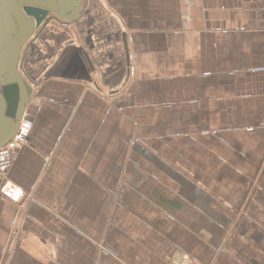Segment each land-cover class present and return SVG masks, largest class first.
<instances>
[{
  "label": "crops",
  "instance_id": "crops-1",
  "mask_svg": "<svg viewBox=\"0 0 264 264\" xmlns=\"http://www.w3.org/2000/svg\"><path fill=\"white\" fill-rule=\"evenodd\" d=\"M81 9L22 51L0 264H264V0Z\"/></svg>",
  "mask_w": 264,
  "mask_h": 264
},
{
  "label": "water",
  "instance_id": "water-1",
  "mask_svg": "<svg viewBox=\"0 0 264 264\" xmlns=\"http://www.w3.org/2000/svg\"><path fill=\"white\" fill-rule=\"evenodd\" d=\"M81 7L82 0H3L0 3V32L9 30L11 36L8 49L2 54L0 50V148L15 137L30 102L29 82L21 74L20 63L25 45L52 22L66 23L81 18ZM8 57L13 63L11 67L4 63Z\"/></svg>",
  "mask_w": 264,
  "mask_h": 264
},
{
  "label": "built area",
  "instance_id": "built-area-1",
  "mask_svg": "<svg viewBox=\"0 0 264 264\" xmlns=\"http://www.w3.org/2000/svg\"><path fill=\"white\" fill-rule=\"evenodd\" d=\"M32 129L33 122L24 117L15 137L7 146L0 148V180L4 181L1 192L14 203H21L26 198V195L22 189L7 181L8 173L18 151L23 145L28 143Z\"/></svg>",
  "mask_w": 264,
  "mask_h": 264
},
{
  "label": "flooded vegetation",
  "instance_id": "flooded-vegetation-1",
  "mask_svg": "<svg viewBox=\"0 0 264 264\" xmlns=\"http://www.w3.org/2000/svg\"><path fill=\"white\" fill-rule=\"evenodd\" d=\"M8 31L9 30H7V31H5V30H3L2 32H0V43H2L3 45H2V47L0 48V50H2L1 51V54L3 53V52H5L7 49H8V47H9V40H11V36H10V34L8 33ZM0 54V55H1ZM11 57V56H10ZM10 57H8L5 61H4V63L7 65V66H9V67H11L12 66V62H11V59L9 60V58ZM20 63H22V57H21V60H20ZM21 74H22V76H23V73L21 72ZM23 78H24V76H23ZM25 79V78H24Z\"/></svg>",
  "mask_w": 264,
  "mask_h": 264
},
{
  "label": "rangeland",
  "instance_id": "rangeland-1",
  "mask_svg": "<svg viewBox=\"0 0 264 264\" xmlns=\"http://www.w3.org/2000/svg\"><path fill=\"white\" fill-rule=\"evenodd\" d=\"M2 2V4H3V0H0V3ZM8 7H10L9 5H8ZM10 9V12H13V10L11 9V8H9ZM16 14V13H15ZM16 17H17V14L15 15ZM21 22V21H20Z\"/></svg>",
  "mask_w": 264,
  "mask_h": 264
}]
</instances>
